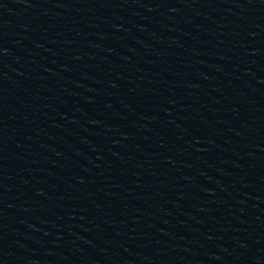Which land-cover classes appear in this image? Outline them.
Wrapping results in <instances>:
<instances>
[{
    "label": "water",
    "instance_id": "95a60500",
    "mask_svg": "<svg viewBox=\"0 0 264 264\" xmlns=\"http://www.w3.org/2000/svg\"><path fill=\"white\" fill-rule=\"evenodd\" d=\"M0 264H264V0H0Z\"/></svg>",
    "mask_w": 264,
    "mask_h": 264
}]
</instances>
